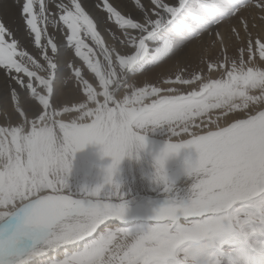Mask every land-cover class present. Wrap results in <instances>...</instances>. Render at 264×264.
Listing matches in <instances>:
<instances>
[{
  "label": "rangeland",
  "instance_id": "rangeland-1",
  "mask_svg": "<svg viewBox=\"0 0 264 264\" xmlns=\"http://www.w3.org/2000/svg\"><path fill=\"white\" fill-rule=\"evenodd\" d=\"M243 2L240 7L246 4L250 7L249 10L255 9L256 19H259L264 27V7L260 6L261 1L243 0ZM229 3L230 1L227 0V6ZM221 17L220 21L225 20L226 32L229 34L233 31L231 27L234 25L228 27L231 22H229L230 17L228 18L227 12ZM240 40L245 42L243 44L245 46L242 42L236 44L234 39H228L227 45L231 43L235 45L229 46L225 54L221 53L224 49L219 48L218 61L215 60L214 52L206 50L204 55L206 61L195 64L194 75L185 76L183 79L166 80L163 85L155 84V82L146 83L150 81H145L144 84L148 85H143V83L138 85L135 80L129 82L126 77L130 79L143 75L139 70L131 72V58L115 57V60L111 62L109 58H113L115 52L113 50L105 52L99 48L101 45L98 46L95 42L91 54L93 57L98 55L97 59L101 57L102 60L98 59L92 65H85V68L90 66L92 71L95 70L93 71L96 77L94 79L97 80L96 86L92 84L93 79L91 83H88V88L82 92L85 104L78 108L73 105L66 108L50 106L39 119L22 118L15 126L5 124L0 127V169H4L10 159L22 161V165L17 167L15 174L21 187L33 195L38 190L51 188L53 191L60 190L73 194L57 197L58 199L96 200L101 194L108 197L119 193L124 200L126 196L132 197L131 192H135L137 187L128 186L131 185L130 180L133 179L130 171H138L135 165L130 166L127 161L132 145L137 146L150 157L148 161L141 153L138 155L143 160L138 165L147 167L153 166V156L159 149H165L170 145H180L177 150L180 154L179 158L169 162L167 172L177 166L181 158L186 159L190 156L191 158H187L188 163L193 159L186 173L174 176L175 180L172 185H179L177 189L181 190V193L183 189L189 188L191 191L204 190L202 183H193L194 180L187 183L186 179L183 181L185 184L180 183L183 177L190 176L194 179L198 175L202 182L203 180L204 182L215 181L217 185L222 183L220 178L223 177L231 176L240 179L241 176L237 173L252 168L253 165L248 164L254 162V156L264 146V118L261 121L255 120L260 118L264 112L263 109L261 110L264 107V36L247 30ZM212 43L210 44L213 45ZM251 55H254L253 61L247 62L246 58ZM194 59L197 62L196 57ZM205 65L208 66L202 69L201 66ZM125 69H128L130 73L127 76L124 74ZM74 75L78 73L71 72L64 81L73 82ZM117 83L120 85L119 88ZM186 86H191V88L186 89ZM99 87L103 90L102 92L98 90L97 93ZM110 89L115 92H110ZM98 95L102 96L103 101L100 100L96 104L95 99ZM114 98L118 101L120 108L113 105ZM87 101L91 102L88 107H86ZM107 108L110 109L111 116L105 118ZM121 111L124 113L122 114ZM70 113L74 115L68 116ZM124 115L130 118L128 122L132 128V137L137 138L134 141L127 138L128 143H125V132L123 131L121 136H118L117 132V128L120 130L124 127L121 125L125 120ZM240 115L248 119L253 117L255 125L263 123L261 130L254 132L252 129L250 135L247 136L234 135L235 137L229 139L230 142L226 146L216 149L215 155L212 151H206L205 146L211 145L220 136L244 125L245 121L239 119ZM63 116L68 117L63 119ZM81 144L82 146H79ZM106 148L114 154L122 153L118 169L112 175L111 182L106 180L105 169L112 163L113 156L104 154ZM199 151L200 154L196 153ZM205 151L210 154L211 159L215 156L210 166H218L220 162H223L227 167L215 172L206 171L203 178V173H199V170L205 165L203 162ZM135 153L137 155L138 151ZM195 160L198 162H194ZM68 161H70V168L66 169L65 163ZM145 175L153 177L148 172ZM134 176L138 177L137 172ZM179 178L182 180L179 181ZM116 184L119 185V189ZM150 184L156 185L157 181L148 182L145 187L149 188ZM176 196L184 200L182 196ZM203 198L204 193L200 192V201ZM249 200L251 201L242 202L243 204L240 203L241 205L232 207L228 211L224 210L218 216H208L203 221V225L207 228H214L223 221L225 224L235 225L238 231L241 226L248 229L259 227L261 219L264 218V211L258 210L256 206L264 203V191ZM249 214L253 215V219L245 224ZM159 223L130 228L126 226L127 229H117L108 233L105 237L107 251L103 259L107 260L113 255H124L133 248L142 246L138 234L139 229H154L148 239L156 240L159 246L168 242L165 236L176 235L178 227L187 228L192 222ZM248 237L249 235L245 233L243 237L225 238L215 249L213 259L222 264L223 259H226L223 255L231 254L237 244H240L241 248L247 247L248 251H252V244L248 241ZM117 239H120L119 242H115ZM182 254L183 252L179 253L180 256Z\"/></svg>",
  "mask_w": 264,
  "mask_h": 264
},
{
  "label": "snow or ice",
  "instance_id": "snow-or-ice-1",
  "mask_svg": "<svg viewBox=\"0 0 264 264\" xmlns=\"http://www.w3.org/2000/svg\"><path fill=\"white\" fill-rule=\"evenodd\" d=\"M260 6L264 7V0ZM239 7L237 0L230 7L224 0H69L61 9V15L82 14L78 26L85 43L90 42V29L101 40L104 29L112 35L119 31L121 47L115 49L113 59L131 58V72L139 70L154 83L194 75V46L198 41L202 43L209 33L211 24L207 22L224 11L228 18H235ZM27 22L23 0L19 3L0 0V24L6 29L5 39L9 34L22 39ZM215 34L220 35L218 29ZM63 39L68 41L67 32ZM68 46L74 48L71 43ZM104 46L107 48L106 43ZM64 54L61 43L51 53L45 49L25 53L23 60L15 57L19 69L7 61L0 63V127L6 122L15 126L22 118L39 119L47 107L58 106ZM151 60L155 63L149 62ZM124 74L129 75V70L125 69ZM9 105H12L11 110ZM179 147L170 145L154 158L157 172L162 169L168 153ZM104 154L113 156L112 163L105 169L106 180L111 182L122 153L114 154L106 148ZM21 165L22 161L10 159L6 167L0 169V264H190L187 249L194 242L207 241L214 255L225 238L245 234L243 226L238 231L235 225L221 221L216 227L207 228L203 225L207 214L193 216L189 217L192 222L189 227H178L176 235L165 236L168 241L165 244L157 246L156 240L148 239L154 229L142 228L138 230L142 246L104 260L107 234L127 229L116 222L123 220L127 212L119 193L108 197L101 194L92 203L82 199L76 202L53 199L73 194L51 188L38 190L33 195L21 187L16 177V169ZM65 168H70V161L65 163ZM116 187L119 189L118 184ZM117 199L121 202L115 203ZM73 204L84 216L85 223L61 227L55 222V210ZM256 207L264 211V203ZM152 211L158 215L160 208ZM252 219L253 215L249 214L244 223ZM251 232L252 235L264 234V218ZM181 252L183 258L179 255Z\"/></svg>",
  "mask_w": 264,
  "mask_h": 264
},
{
  "label": "bare ground",
  "instance_id": "bare-ground-1",
  "mask_svg": "<svg viewBox=\"0 0 264 264\" xmlns=\"http://www.w3.org/2000/svg\"><path fill=\"white\" fill-rule=\"evenodd\" d=\"M229 1H230L228 5L229 7L236 2V0H229ZM254 1L260 2L261 0H254ZM14 2L19 3L20 0H14ZM237 2L240 4L244 3L243 0H239V1L237 0ZM68 3L69 0H23V11L27 13V21H28L27 27L25 28V34L23 35L22 39L17 38L15 36H11V34L8 35V39H5L6 29L3 27L2 24H0V63L7 61L10 65H13L17 69H19L20 65L17 64L15 57L19 56L23 60L25 59V53L41 52L44 51L45 49H47L49 53H51L53 51H56L57 47H59V45L63 43L65 49L64 67L59 82L60 91L58 93V100H59L58 106L66 108L73 105L74 107L78 108L81 107V105L85 104V98L82 97V92L88 88V83H91L95 77V74L93 73V71L95 70L92 71L90 66L89 68H85V65L86 66L92 65L98 59L102 60L101 57L97 59L98 55L93 57L91 54V52L94 50V43L96 42L98 46L101 45V47L99 48L105 52L112 50L115 52L116 48L121 47L120 41L122 37L119 31H116L115 35H112L107 31V29H104L103 40H101L100 37L96 35L95 31L90 29L89 31L91 35H90L89 43H91V46L89 43H85L80 37L79 26H78V22L82 20V14L70 15L65 13L64 15H61V9L64 8V6ZM249 8L250 7L244 4L242 7L238 9V13L236 14L235 18L230 17L229 22L231 23L229 24L228 27H231L232 25L234 26L231 27L233 31H231L229 34L226 32V27L224 24L225 20L220 21V19L222 18L221 16L227 11L222 12L220 16L213 18L211 21L207 22L211 24V29L209 30V33L205 34L202 43L198 41L197 44L194 46V51L195 49H197L195 51L197 64L206 61L204 57L206 50H208L209 52L210 51L214 52L215 60L218 61V57L220 56L218 52L219 48L224 49V52L221 53L225 54L227 53L226 51L227 49H229V46L235 45L234 43H231V45H227V41L230 38L234 39V41H236V44L238 42L239 43L242 42V45L245 44V42L241 41L240 39H242L244 33H246L247 30L250 32H256L260 36L261 35L264 36V27L260 22V20L256 19L257 16H255L256 10L253 8L249 10ZM217 29L220 35L215 34ZM65 32L68 33L69 36L68 41H64L63 39ZM237 38L240 41L239 40L237 41ZM211 42H213L212 43L213 45L210 44ZM69 43L73 44L74 48H70L68 46ZM105 43L107 44V48L104 46ZM253 57L254 55L248 56L246 58V61L248 62L250 60V62H252ZM113 60H114L113 58L111 57L109 58V61L112 62ZM104 62H106V60H104ZM149 62L155 63V60L153 62L152 61ZM213 62L215 61L213 60ZM207 66L205 65L201 67L203 69L204 67ZM71 72L78 73V75L76 76L74 75V77H72L73 82L70 81L65 82L67 80L66 78L70 76ZM126 79L129 82L135 80V83L138 85L141 83H143V85H148L151 84L152 82L150 77L145 75H140L138 77H131L130 79L126 77ZM166 80L167 79H161L160 81H156L155 84L158 83L163 85L164 81ZM145 81H150V82H146L148 84H144ZM12 83H14V81ZM96 83L97 80L94 79V82H92V84L95 85ZM117 84L119 88L120 85L119 83ZM9 87H11V84L9 85ZM157 88L160 89V87ZM185 88L190 89L191 86H186ZM98 90L102 92L103 88L101 87L97 88V93L99 92ZM112 91L113 89H110V92ZM113 92H115V90ZM119 94L123 95V93H119ZM98 96L95 99L96 104L100 100L103 101L102 96L100 95ZM114 100L115 103L113 105L120 108V105L117 103L118 101L115 98ZM44 102L47 104L46 97L44 99ZM90 103L91 102L87 101L86 107H88ZM109 105L110 107H113L111 106V104ZM52 106L54 108L58 107L57 105H52ZM11 108L12 105H9L10 110ZM262 109L264 110V107H262L261 110ZM106 110H107V114L104 116L105 118L111 116V114H109L110 109L108 110L107 108ZM121 112L122 114L124 113L123 111ZM73 115L74 114L70 113L68 116H73ZM68 116H63L62 118L67 119ZM124 117L125 120L124 122L121 123V125L124 126L123 129L119 130V128H117L118 130L117 129L116 130L119 133L118 136H121L123 134L124 128L128 129L127 132L124 131L125 143H128V139L134 141L136 137L133 138L132 137L133 134L131 135L132 128L130 126V123L128 122L130 118H128L126 115H124ZM121 118H123V116H121ZM263 118H264V112L260 118L255 120L261 121ZM239 119L245 121L244 125L227 133L224 136H220L219 139L214 140L215 141L214 143H212L209 146H205L204 147L205 150L208 152L212 151V153L215 155L216 149L217 148L220 149L222 144L223 145L228 144L230 142L229 139L234 138L235 137L234 135H239V136H241L242 134H244L245 136L250 135V131L252 129L254 130V132L260 131L263 125V123H261L260 125L253 124V117L248 119L240 115ZM5 124L10 125V123L8 122H6ZM78 129L79 131L81 130L80 127ZM143 141H145L144 138ZM150 144L154 145L151 142ZM132 147L129 151L131 154L129 155H132L131 151H134ZM138 149L141 155H143L145 159L150 161L149 159L150 157L147 156L145 153H143L140 150V148ZM206 151L203 152V154H205V157L204 158L202 157L205 165L202 167L201 170H199V173H203L202 176L203 178L206 171L210 170L215 172L218 171L219 169H225V167H227L226 165H224L225 163L223 164V162H220L218 166H210V163L213 162L211 160L215 158V156L211 159L210 154L208 152L206 153ZM196 153L200 154V151ZM261 154L263 155L261 156ZM134 155H135L134 163H136L135 167L136 169H138V171H136L138 177L134 176V179L130 180L131 185L128 186L132 188H135L137 186L136 191L131 192L132 194L134 193L135 195L133 198L128 196L124 198L123 202H125L127 206L126 215L123 220L116 221L117 223L123 224L128 228L137 227V226H149L150 223H159V222L185 224L191 222L190 220H187L189 219V217L202 216L207 212H211L212 214L218 216L224 210H227L228 208H231L233 206H238L242 202L243 203L247 202L249 199L257 197L264 191V146L254 156V162L248 164L249 166L253 165V167L247 168L245 170L243 169L244 171H240L237 173L239 176H241L240 179H235L231 176L227 178L223 177L220 178L222 183H219L217 185L215 181L204 182L203 180L202 182V179L197 177L198 175H196L194 179L193 177L190 176L183 177V180L182 179L179 180V181L182 180L180 183H182L186 179H187L186 180L187 183H191L194 180L193 183H202L204 190L191 191L189 188V189H183L182 193L180 192L181 190L179 191L177 189L179 187V185L177 184L170 185L168 186L169 188H167V185H169L170 182L167 181L170 178L169 176L172 173H174L175 176L178 175L179 173L180 174L182 173L181 170L180 171L178 170V167H180L179 163L172 170L167 172L166 179L163 182L157 181L156 185L150 184L149 188H146L145 187L146 183L156 182L155 180H153V177L151 176L153 175L154 172L153 166L147 167L145 165H138V163L140 161L143 162V160L142 158H139L136 154ZM186 160L188 161L187 158ZM192 160L189 161L190 164L188 163V165L192 164L193 162ZM136 172L134 173L136 174ZM146 172H148L151 177H147L145 175ZM200 192L204 193V198L201 201H200ZM176 195L182 196L184 200L182 201L181 199L177 198L178 196ZM141 196L143 197V200ZM135 197L138 198L135 199ZM53 199H58V198L56 197ZM79 200L81 199L79 198L71 199V201L74 202ZM82 200L88 201L89 203L95 201L90 199H86V200L82 199ZM119 202L121 201H117L115 203H119ZM156 207L160 208V212L158 215L154 214L152 211V209ZM55 213H56L55 222H57L61 227L68 225H82L85 223L84 216L80 212L75 210L74 204L72 206L62 205L55 210ZM251 229L252 227H250L249 229L244 228V231L249 235L248 241L252 244V251H248L247 247L241 248L240 244H237L235 248L236 250L234 249L235 251H238L237 253L233 250L232 253L229 255L222 254L224 258L226 257L225 260L223 259L224 262H222V264H264V234L258 233L256 235H252ZM119 240L120 239H117L115 240V242H119Z\"/></svg>",
  "mask_w": 264,
  "mask_h": 264
},
{
  "label": "clouds",
  "instance_id": "clouds-1",
  "mask_svg": "<svg viewBox=\"0 0 264 264\" xmlns=\"http://www.w3.org/2000/svg\"><path fill=\"white\" fill-rule=\"evenodd\" d=\"M162 149H159V151L155 154L154 158L162 153ZM179 153L177 151L175 152H169L168 155L164 159V164L162 169L157 172L156 167L154 166L153 161V180L163 182L164 179H161V177L166 178L167 175V166L170 161L176 160L179 158ZM180 164V170L183 173H186L188 168V161L186 159L179 160ZM184 253L181 255V258H183ZM213 252L212 249L209 247L207 241H197L194 242L188 249H187V257L190 262V264H219L218 261H215L213 259Z\"/></svg>",
  "mask_w": 264,
  "mask_h": 264
},
{
  "label": "water",
  "instance_id": "water-1",
  "mask_svg": "<svg viewBox=\"0 0 264 264\" xmlns=\"http://www.w3.org/2000/svg\"><path fill=\"white\" fill-rule=\"evenodd\" d=\"M127 128H124V131H126L127 132ZM221 146H226V144L225 145H221ZM133 149H134V151H131L132 152V155H128L127 156V161H128V164L130 165V166H134L136 163H134V160H135V155L134 154H136L135 153V151H138V154H137V156L140 154V151H139V149H138V147L137 146H133L132 147ZM194 162H198V161H194ZM178 170L180 171V167H178ZM130 176H132V178L134 179V171H130ZM174 176H175V174L174 173H172L169 177V179L167 180V181H170L169 182V185H167V187L168 186H170V185H172L173 184V182H174ZM198 177V176H197ZM180 179V178H179ZM134 195L135 194H132V198L134 197ZM136 198H138V197H135V199ZM114 202H117V201H114ZM205 214H207V216H210L212 213L211 212H207V213H205ZM187 220H189V219H187Z\"/></svg>",
  "mask_w": 264,
  "mask_h": 264
}]
</instances>
